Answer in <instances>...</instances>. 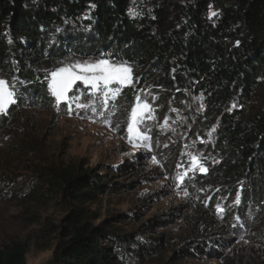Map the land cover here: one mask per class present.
<instances>
[{"label":"trees","instance_id":"1","mask_svg":"<svg viewBox=\"0 0 264 264\" xmlns=\"http://www.w3.org/2000/svg\"><path fill=\"white\" fill-rule=\"evenodd\" d=\"M212 12L217 15L210 18ZM73 58L127 61L140 78L135 88L123 89L119 110L109 117L120 125L115 131L90 109L73 105L69 116L66 104L55 106L49 74ZM0 74L16 94V103L0 114V146L26 155L37 149V140L23 111L101 124L126 140L125 109L139 89L153 109L154 119L147 121L151 137L171 112L184 116L189 136L202 140L212 129L211 144L203 149L208 174L202 182L213 189L212 206L226 202V224L212 220L211 205L191 206L184 217L188 234L175 254H214L220 242L211 238L215 228L243 231L240 218L254 243L264 247V0H0ZM84 91L79 85L69 95ZM197 97L204 110L191 115ZM256 99L262 106L247 113L245 105ZM129 169L138 172L128 165L116 170L124 177ZM36 177L32 194L47 199L55 193L78 206L112 189L105 176L76 166H46ZM0 181L9 187L14 180L0 173ZM86 219L85 210L71 211L65 241L48 264H132L153 253L151 241L168 242L163 236H115L108 222L95 227ZM28 250L27 242H12L0 249V264H24Z\"/></svg>","mask_w":264,"mask_h":264},{"label":"rangeland","instance_id":"2","mask_svg":"<svg viewBox=\"0 0 264 264\" xmlns=\"http://www.w3.org/2000/svg\"><path fill=\"white\" fill-rule=\"evenodd\" d=\"M0 78L4 77L0 74ZM259 106L261 102L256 99L246 104L245 109L252 113ZM203 110V100L193 98L191 115ZM23 113L32 124L37 149L26 155L12 147L0 146V173L11 174L14 180L9 187L4 185L6 182L0 184V249L12 242H27L29 250L24 264H48L59 242L65 241L71 211L85 210L87 222L95 227L108 222L107 230L115 236H151L152 239L163 236L168 241L166 244L151 241L153 253L145 258L136 257L132 264H264V247L251 239L241 222L243 218L239 219L243 231L226 234L215 228L211 238L220 242L215 243L214 254L196 257L175 254L184 246L188 234L184 217L191 214V206L199 204L209 209V197L214 194L212 187L202 182L208 172H190L191 179H186L179 188L175 177L190 166L191 155L200 158L206 167L208 155L205 156L203 149L211 144L212 129L203 133L202 140L192 133L190 138L184 116L171 112L166 116V127H161L166 118L154 126L156 133L148 146L143 142L134 146L101 124L32 109ZM153 156L158 163L153 162ZM178 164L183 167L178 169ZM50 165L95 170L112 181H107L112 189L95 193L93 201L81 206L65 203L55 193L43 199L38 193L32 194L30 183L37 178L36 173ZM124 165L136 169L137 174L132 175L129 169V174L120 177L116 169ZM185 187L187 197L183 195ZM218 205L223 211L211 205L209 214L215 223L224 226L228 207L226 202ZM155 220L165 223L157 225ZM145 224L149 226L143 227ZM144 230L153 234L141 235Z\"/></svg>","mask_w":264,"mask_h":264},{"label":"snow or ice","instance_id":"3","mask_svg":"<svg viewBox=\"0 0 264 264\" xmlns=\"http://www.w3.org/2000/svg\"><path fill=\"white\" fill-rule=\"evenodd\" d=\"M95 7V5H92ZM216 12L211 13V17L216 16ZM139 77L136 76L133 66L127 61H117L115 59H84L69 60L62 63V66L52 70L48 77V89L50 94L55 98L56 107L59 110L61 103L66 104L67 114L71 116L75 108L90 109L100 117H103L104 123L112 127L113 131L120 127L119 123L113 125L111 119L118 111L116 104L121 96L123 89L127 87H136L139 83ZM79 82V83H78ZM79 85H83L86 91L80 94L69 95L74 88L79 89ZM143 89H139L134 97V103L125 109L126 116V132L127 140L134 146L137 142H143L148 146L151 140V128L148 127L147 121L154 119L153 109L147 98L142 97L139 93ZM87 96L85 102H81L82 98ZM16 103V94L14 86L4 78H0V114L6 115L10 106ZM235 107V105H233ZM103 109V110H98ZM115 110V111H114ZM108 115H105V112ZM167 126V118L161 127ZM154 163H158L155 156L152 157ZM183 165H177L182 168ZM199 171L206 173L207 168L196 155H191L190 166L182 172H178L175 179L177 187H181L186 179H191L189 173ZM202 191V190H201ZM183 195H189L185 187ZM211 197H209L210 199ZM240 203V195L237 194L236 201ZM219 211H223L217 205ZM239 219V218H237Z\"/></svg>","mask_w":264,"mask_h":264}]
</instances>
